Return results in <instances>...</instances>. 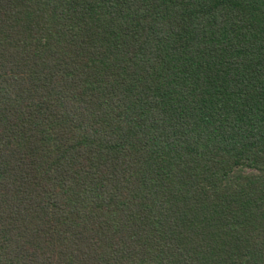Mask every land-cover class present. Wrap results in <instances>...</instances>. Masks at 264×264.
I'll return each mask as SVG.
<instances>
[{
    "label": "trees",
    "instance_id": "16d2710c",
    "mask_svg": "<svg viewBox=\"0 0 264 264\" xmlns=\"http://www.w3.org/2000/svg\"><path fill=\"white\" fill-rule=\"evenodd\" d=\"M0 264H264V0H0Z\"/></svg>",
    "mask_w": 264,
    "mask_h": 264
}]
</instances>
